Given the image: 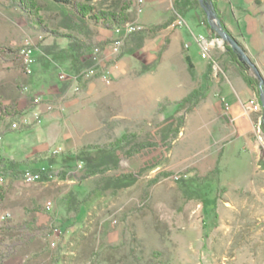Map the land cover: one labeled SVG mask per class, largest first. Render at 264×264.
<instances>
[{"label":"rangeland","instance_id":"374dc122","mask_svg":"<svg viewBox=\"0 0 264 264\" xmlns=\"http://www.w3.org/2000/svg\"><path fill=\"white\" fill-rule=\"evenodd\" d=\"M18 12L21 18L17 23L22 30L19 52L4 53L14 58L10 68L19 75V85L13 90L3 87L0 91L5 101L17 100L24 104L20 107L22 115L36 109L32 105L33 97L51 95L54 100L46 102L60 107L44 113L56 111L59 119H54L46 137L36 132H43L45 122L12 131L9 126L18 118L0 121V156L3 158L21 161L38 151L36 147L42 140L46 151L74 152L78 148L72 145L67 149L58 146H62L63 136L74 135L75 131L93 135L92 144L97 145L107 144L124 132L146 137L173 112V104L192 89L201 88L203 98L185 116L181 131L164 152L162 161L126 189L92 192L97 177L82 179L80 172L32 184H26L21 173L5 175L0 183L2 264H264V145L255 137L262 110L252 111L249 100L230 101V94L240 96V86L245 89L246 85L238 73L239 86L226 85V79L231 81L226 64H233L224 49L226 42L222 43L220 37L212 39L209 30L192 11L185 14L183 27L160 31L141 26L134 20L141 13L133 9L132 21L128 23L143 31L144 46L136 57L125 58L126 65L120 76L104 83L98 80L103 73L99 67L97 76L80 82L84 89L75 90L74 85H69L60 93L56 87L58 76L50 71L44 79L45 88L36 92L30 91L29 83L21 84L23 71L16 63L20 61L24 41L29 39L38 46L43 33L39 28L29 27L24 15ZM50 13L47 9L40 11L47 23L57 25L59 20ZM234 13L233 20L227 15L235 31L231 34L242 44L264 79L261 64L264 0L260 7L245 0ZM15 18L9 1L0 0V23L15 26ZM235 21L241 25L240 30ZM176 29H182L187 42H181L164 57L160 55L146 64L153 68L140 73L144 65L141 60L152 53L156 56L160 50L167 51L165 40H169ZM64 34L81 39L75 33ZM39 36L42 38L38 39ZM199 37L212 43L209 59L200 57L196 42ZM127 38L129 35L118 54L108 57L107 64L114 70L119 69L120 53L135 45L134 37ZM185 50L197 62L193 78L183 60ZM209 64L210 74L206 79ZM249 74L255 77L251 68ZM31 79L36 80V75ZM87 84L99 88L87 87ZM23 87L28 88L26 92ZM75 99L79 112L70 120L62 121L68 114L66 104ZM54 142L56 144L52 145ZM141 164L139 156L122 159L118 169L108 175L132 172ZM179 178L184 181H177ZM191 184L202 186L198 189L205 194L202 198L206 205L201 196L186 188ZM71 189L83 200L82 208L78 219L62 225L65 195ZM49 201L51 206L47 208Z\"/></svg>","mask_w":264,"mask_h":264},{"label":"trees","instance_id":"16d2710c","mask_svg":"<svg viewBox=\"0 0 264 264\" xmlns=\"http://www.w3.org/2000/svg\"><path fill=\"white\" fill-rule=\"evenodd\" d=\"M8 1L10 7L18 9L24 15L26 23L29 27L39 28L40 32L48 33L54 37L71 39L69 46L72 51L71 61L74 66V72L67 74H78L81 70L89 68L92 65V62L88 59V49L93 46L91 44V36L93 33L90 30V25L99 24L105 29L114 30L121 25L132 21L130 11L131 4L129 2L112 5L108 10H100L90 5L92 0H83V2H80L79 0ZM207 1L212 3L217 20L223 32L233 37L231 32L226 27L220 12L218 11L217 3L219 0ZM45 2H50L62 7L59 13L61 17L58 21L59 26L66 29L70 33H75L83 37L84 42L70 34L61 33L58 30H50L46 27L40 15L41 8ZM254 2L256 5H260V0H254ZM174 10L183 18L188 12L194 11L197 20L200 18L201 23H203L210 30L211 38L217 39L219 37L215 31L210 29L206 16L200 8L197 0H176L174 3ZM160 28L163 27H155L153 29ZM130 37H134L135 46L136 49H138L145 36L143 31H138L130 34L129 38ZM237 42L244 49L238 40ZM224 49L229 57V60L237 66L242 80L257 96L259 82L257 78L249 74L250 67L245 63L238 62L237 53L233 52L227 43H224ZM5 51L12 54L13 52H19V48L11 49L5 45H0V53H4ZM134 51L135 50H131L128 54H131ZM122 55H124V52L120 53V56ZM184 61L189 75L193 78L195 76V67L187 54H184ZM151 67L143 65L141 73L148 71ZM209 74L210 64L205 70L206 79ZM80 82L81 80H78L77 88L84 89V84L82 85ZM69 85H71L70 82H62L59 88L60 93L66 91ZM202 98L203 90L201 88L198 87L192 89L185 97L173 104V112L166 115L162 122L155 127L154 132L146 137H140L135 132H124L118 138L107 144L83 145L74 152H38L21 161H15L12 158L8 159L0 156V177L3 179V177L8 174H22L25 170H28L27 168H29L30 171L40 174L39 182L46 183L51 181L49 176L54 174L55 171V175L60 178H66L72 176L74 172H80L82 179L97 177L92 192H116L126 189L135 184L143 174L156 167L159 162L162 161L164 152L169 150L172 141L181 131L184 125L185 116L200 103ZM20 115H22V113L17 108V105L13 102L6 103L4 98L0 95V121L18 118ZM260 130L264 135V120L261 121ZM159 150L160 152H158ZM155 152L156 156H153ZM148 154H152V156ZM220 155L221 153L219 154V158ZM134 156L141 157L142 161L141 166L137 170L108 175V172L116 171L118 169L122 159H130ZM78 165L80 166V169H77ZM22 167L26 168L22 169ZM162 175L166 174H161L160 176ZM158 178L159 176L150 180L148 185L153 184ZM177 181L182 182L184 180L179 178ZM192 185L193 184H191L190 187L186 186V188L190 191V193L201 196L202 198L205 194H201L198 189L202 186ZM1 198L2 196L0 194V200ZM82 201L83 200L78 197L75 190L71 189L68 191L65 195L64 218L62 225L71 224V222L78 219L82 208ZM202 202L205 204V200L203 198ZM1 231L2 228L0 227V232ZM0 264H2L1 256Z\"/></svg>","mask_w":264,"mask_h":264},{"label":"crops","instance_id":"0c3cea01","mask_svg":"<svg viewBox=\"0 0 264 264\" xmlns=\"http://www.w3.org/2000/svg\"><path fill=\"white\" fill-rule=\"evenodd\" d=\"M80 2H83V0H79ZM176 0H143V10L141 15H138L134 18L135 21L139 22V24L143 27H151L152 29L155 27H163L160 29H156V30H160V31H171V24L173 22V20L175 19V15H178L175 10H174V3ZM245 0H219L217 3V8L218 11L220 12L222 19L226 25V27L228 28V30L235 34V31L232 29L231 24H230V19H228L227 15H230L231 19L233 18L232 13L237 12V7L239 6V4L243 3ZM247 1V0H246ZM252 5H254L255 7H260L262 5L263 0H260V5H256L254 0H249ZM129 2L131 4V10L134 9V0H92L90 2V5L94 6L97 9L100 10H108L109 8H111L112 5H118V4H122V3H126ZM44 5L41 8V11L44 9L47 10H51L52 16H54L56 19H60V11L62 9V7L60 5H56V4H52L50 2H45L43 3ZM13 9V16L16 17L15 18V26H10V25H3L2 23H0V45H6L7 47H11V48H17L19 46V36L21 33V27L20 24L17 23L18 20L21 18L20 13L18 12V9L12 8ZM15 12H18V14H16ZM194 12V11H192ZM196 15V14H195ZM235 15V13H234ZM41 18L43 19L44 24L46 25L47 28H49L50 30H58L61 33H67L68 31L64 28H61L57 22V25H52L47 23V18L41 16ZM184 20H185V16H184ZM233 20V19H232ZM236 22V21H235ZM207 28V27H206ZM236 28L238 30L241 29V25L239 24V22H236ZM184 29V28H182ZM182 29L178 30H174L171 35L169 36V40H165V44L168 43V49L167 51H165L163 53V51L160 50V52H158L159 54H157L156 56H153L152 54H149L148 56H145V58L143 60H141V62L144 64V66H147L146 64H149L151 62H153L155 59H157L158 57H160V55H162V57H164V54L166 52H168V50H174L177 46H179V44L183 41L187 42L182 34ZM208 29V28H207ZM90 30L92 31V36H91V44L93 45L92 48L88 49V54L91 53L92 49L94 47H101L103 49V53H102V58L104 60L102 66L100 67L103 71V73H108L112 78H117L118 76L121 75V73L124 72V68L126 65V57H136V55H139L138 52H140V50H142V47L144 46V40L145 37L143 39V42L141 44V46L136 49V46H131L130 48H128L127 51H123L124 55L119 57V69L118 70H114L113 67H111V65H108L107 60L108 57H110V52L109 50L106 48V46H108L110 44V42L116 38V33L113 32V30H108L105 29L104 27H102L101 25H90ZM209 30V29H208ZM209 35L211 36L210 30H209ZM145 36V35H144ZM43 39L41 40V42H39L38 44V49H36L33 52L34 55V64L32 65V75H36V80L31 79V78H27L24 74L22 75V78H20V82L21 84L23 83H29V88L30 91H39L40 89L45 88V83L46 80L45 76L47 74L51 72H55L57 75L60 71H64L66 73H73L74 72V66L72 64L71 61V48L69 46L70 41H68L67 38H63V37H54L53 35H50L48 33H43L42 34ZM81 37V36H80ZM159 37V36H158ZM79 39V38H77ZM129 39V38H127ZM59 40L64 41L63 43L58 42ZM82 42H84L83 37H81ZM127 43V42H126ZM165 47V46H163ZM131 50H135L133 53L128 54ZM189 50V49H188ZM188 50L184 51L183 53V60H184V54H187L192 62V64L194 65V67L196 66V61H194L192 59V57L189 55ZM170 52V51H169ZM163 53V54H162ZM11 54L9 53H4L2 56H0V90L1 88H5L8 87V89H14V87H16L17 85H19L17 83V80H19V75L17 74V72H13V70H11L10 66L13 65V57L10 56ZM138 59H141L140 57ZM185 62V61H184ZM19 61L16 63L18 64ZM156 63V62H155ZM256 64L258 65V61L256 60ZM261 64L264 66V54H263V61L261 62ZM108 65V66H107ZM153 67H151L149 70H151ZM187 68V66H186ZM148 70V71H149ZM226 70L229 73V78L231 79V81L226 79V85L229 86V88H232V84H235L237 86H239V80L236 77V74H239V71L237 69V66L235 64H226ZM147 71H145L146 73ZM141 73V70H140ZM144 73V72H143ZM264 75V73H263ZM5 76H8V78L6 79ZM10 76V77H9ZM191 77V76H190ZM241 77V76H240ZM101 78H99L98 80H100ZM242 79V78H241ZM59 84H56V87L59 89L60 85L62 84L61 81H58ZM245 83V82H244ZM59 85V86H57ZM246 85V84H245ZM94 87L97 85H91V84H87V87ZM99 87H97L98 89ZM241 88V95L238 96L235 93V97L232 93V95L230 94L229 99L230 101H232L233 99L235 100H239L243 99V101H248V100H257L258 98L256 95H254V93L249 89V87L243 89L242 86H240ZM89 90V89H88ZM93 90V89H92ZM0 95L3 98V95L0 91ZM186 96V95H185ZM184 96V97H185ZM44 100L46 101H52L54 100L53 97H51V95H45L44 97H42ZM183 98V97H182ZM181 98V99H182ZM179 101V100H178ZM6 103H9V101H5ZM259 102V101H258ZM10 103H12L10 101ZM17 105V108L20 110V107L23 106L24 104L22 103H18L17 100H14V102ZM67 108H68V114L65 116V119L62 121H67L70 120L73 116H75V114H77L79 112V110L77 111V108L79 106V104L77 103V99L72 100L70 102H68L66 104ZM37 111L41 112L42 114L45 112V108L44 105H40L36 108ZM57 112L53 111L50 114H43L42 118H41V124L42 122H45V126L42 128L43 132H40V130H36L37 133L48 135L47 131L49 129V127H51V125L53 124L54 119H59V116H57ZM63 116V115H62ZM62 118V117H61ZM5 138V136H4ZM86 138V139H85ZM94 139L93 135L90 136H85L84 133H79L77 131H75L74 135L66 134L65 136L62 137V146L59 145L58 147H62L59 149H67L70 145H72L74 148H80L83 145H88V144H92ZM57 140V138H56ZM56 143L54 142L52 145H55ZM64 146V147H63ZM45 141L42 140L39 142L38 147H36L38 149V151H36L35 153L38 152H44L45 150ZM77 150V149H76ZM34 153V154H35ZM32 154V155H34ZM32 155H26L27 157H30ZM11 158V157H10ZM62 264H66V263H62ZM68 264H72L71 262H69Z\"/></svg>","mask_w":264,"mask_h":264},{"label":"built area","instance_id":"2783aa9c","mask_svg":"<svg viewBox=\"0 0 264 264\" xmlns=\"http://www.w3.org/2000/svg\"><path fill=\"white\" fill-rule=\"evenodd\" d=\"M134 10L137 14L142 13L143 10V0H134ZM185 25V20L180 16L177 15L173 20L171 27L172 28H181ZM140 30V27H135L133 23H125L120 27L113 30L116 33V38L113 39L106 48L109 50L110 55H117L124 39L132 34L135 31ZM42 37L39 36L38 39ZM213 39V38H212ZM198 43V47L200 49V57L203 59H209V52L212 48V43L209 42L207 39L203 37H199L196 39ZM38 48L37 44L33 43L29 39L24 41L23 47L20 49V65L23 71V74L26 77H30L32 75V65L34 64V55L33 52ZM103 49L101 47H94L89 54L88 59L92 62V65L89 68L81 70L78 74H67L64 71H60L58 73V80L61 82H70L71 85H74L75 90H77V83L78 80L84 81L93 76H97L98 68L102 66L104 60L102 58ZM111 76L108 73H102L101 79L104 83H108L110 81ZM27 87H23V91H27ZM249 107L252 111L258 113L261 112V106L257 100H249L248 101ZM32 105L37 108L40 105H44L45 111L50 112L55 109V107H60V105H54L46 102L41 96H35L32 98ZM42 118V113L37 111L36 109L30 113L29 115H20L18 119L10 124V130L16 131L20 130L21 128H28L33 124H40ZM257 124H261L258 121ZM256 140L258 143L264 145V135L261 132V135H255ZM1 140V139H0ZM54 153H59L58 151H54ZM77 169H80V166H77ZM56 171L54 174L49 176V179H53L55 176L57 177ZM55 175V176H54ZM23 181L26 184H32L36 180L40 179V174L36 172H32L30 170H25L22 173ZM0 182H2V177H0ZM47 208H50L51 202L46 203ZM54 232L58 233V230L55 229Z\"/></svg>","mask_w":264,"mask_h":264},{"label":"water","instance_id":"95a60500","mask_svg":"<svg viewBox=\"0 0 264 264\" xmlns=\"http://www.w3.org/2000/svg\"><path fill=\"white\" fill-rule=\"evenodd\" d=\"M200 8L203 10L206 19L208 21V25L211 30L215 31L221 39V42H226L229 45V48L237 53V60L239 63L247 64L253 71L255 77L258 79V101L261 106V121L264 120V79L259 74V71L255 64L251 61L248 53L245 49H243L235 40L234 37L229 36L227 33L223 32L220 24L217 20L215 9L211 2L207 0H197Z\"/></svg>","mask_w":264,"mask_h":264},{"label":"bare ground","instance_id":"6f19581e","mask_svg":"<svg viewBox=\"0 0 264 264\" xmlns=\"http://www.w3.org/2000/svg\"><path fill=\"white\" fill-rule=\"evenodd\" d=\"M221 42H219V44H220ZM258 130H257V133H258V135H261V130H260V127H259V125H258ZM36 182H39V180H36L35 182H32V183H36ZM1 183V182H0Z\"/></svg>","mask_w":264,"mask_h":264}]
</instances>
